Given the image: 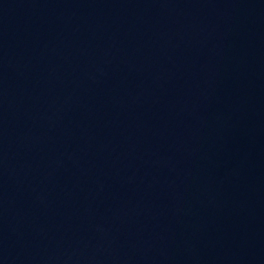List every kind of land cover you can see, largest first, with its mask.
<instances>
[{"label": "water", "instance_id": "1", "mask_svg": "<svg viewBox=\"0 0 264 264\" xmlns=\"http://www.w3.org/2000/svg\"><path fill=\"white\" fill-rule=\"evenodd\" d=\"M0 264H264V0H0Z\"/></svg>", "mask_w": 264, "mask_h": 264}]
</instances>
